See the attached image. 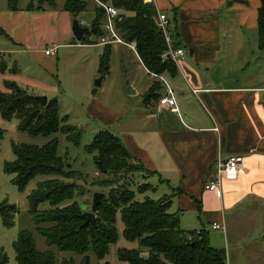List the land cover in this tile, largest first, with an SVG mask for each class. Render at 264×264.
Wrapping results in <instances>:
<instances>
[{"label":"crops","instance_id":"0c3cea01","mask_svg":"<svg viewBox=\"0 0 264 264\" xmlns=\"http://www.w3.org/2000/svg\"><path fill=\"white\" fill-rule=\"evenodd\" d=\"M30 3L11 10L6 0L0 8V38L5 40L0 65H7L0 71L1 92H8L4 82L11 81L33 96L54 100L58 87L42 80L54 72L56 49L48 45L124 46L67 42L74 39V17L64 10V2L60 9L56 2L44 11L29 9ZM153 6L167 16L176 49L183 50L178 73L155 76L138 58L147 82L140 88L131 84L142 104L134 119L124 121L125 109L112 112L96 100L94 106L113 122H125L117 138L157 181L153 191L163 188L160 198L170 199L169 213L178 214L181 230L206 231L210 247L225 252L226 264H264V59L256 31L260 0H154ZM13 66L15 74L8 71ZM27 69L39 71L41 78ZM168 88L184 123L158 104ZM149 94L156 98H147ZM7 122L0 116V129L16 132L17 124ZM230 156L243 159L236 178L223 180L219 192L205 191L216 160ZM213 224L220 229L213 230ZM133 244L129 250L138 248Z\"/></svg>","mask_w":264,"mask_h":264},{"label":"trees","instance_id":"16d2710c","mask_svg":"<svg viewBox=\"0 0 264 264\" xmlns=\"http://www.w3.org/2000/svg\"><path fill=\"white\" fill-rule=\"evenodd\" d=\"M7 1L9 8L16 10L18 0ZM56 1H31L29 9L44 11L45 5L55 8ZM99 1L119 10L114 28L123 42L135 44V52L150 74L161 77L178 73L177 66L170 59L161 58L168 47L155 24L153 4L143 0ZM63 8L77 18L86 11L87 4L84 0H66ZM93 14L85 27L88 32L82 41L91 45L99 43L105 36L102 28L105 22L103 9L97 7ZM256 31L258 50L264 52V0H260L257 11ZM89 35L94 40L87 41ZM170 37L172 47L176 49L173 28ZM109 55L110 47H107L99 60L101 75L108 72ZM6 70L7 65L1 64L0 71ZM8 71L15 74L17 69L13 66ZM4 87L8 92L0 91L1 118L16 121V131L20 134L46 140L40 145L12 142L14 160L4 164V173L13 176L12 184L20 192L36 177H50L38 182L27 197L34 233L44 241L45 250L37 248L32 232L21 231L12 245L16 264H91L90 255L95 257L98 264H110L105 258L109 254V247L118 241V220L123 226V239L138 246L131 250L118 248L116 257L122 264H226L225 252L210 247L206 231L187 232L180 229L178 214L169 213V198H138L154 188L150 184L135 183L134 176L140 173L145 178L150 173L128 153L117 136L107 131L98 132L85 147L88 154H93L99 177L93 185L102 188L105 194L96 209L95 224L81 227V216L85 212L78 199L83 195V189L75 181L82 179V173L67 169L57 155V133L61 132L68 141L78 144V138L73 136L74 128L66 124L68 117H59L55 99L42 107L35 96L15 82L5 81ZM146 97L156 98L153 94ZM2 135L0 129V138ZM42 204H47L49 208L39 211ZM16 215L14 205L0 204V221L5 228L13 227ZM142 252L147 253L146 258L141 256ZM60 254H72L80 260L59 258ZM0 264H8V258L1 248Z\"/></svg>","mask_w":264,"mask_h":264},{"label":"rangeland","instance_id":"374dc122","mask_svg":"<svg viewBox=\"0 0 264 264\" xmlns=\"http://www.w3.org/2000/svg\"><path fill=\"white\" fill-rule=\"evenodd\" d=\"M30 1L35 2V0H19L18 6H26ZM84 1L87 4L86 11L79 14L77 20L85 28L87 25H84V23H90L94 16L93 11L98 6L92 0ZM56 2L57 9H60L62 3H65L66 0H57ZM4 5H6V0H0V8ZM34 5L36 6V4ZM247 34L248 36L251 35L249 31H247ZM88 40H94V37L89 35L87 37ZM4 42L5 40L0 38V46ZM67 42L83 43L76 42L74 39ZM52 47L56 49V54L53 56L54 72L52 77L46 76L47 78L43 77L42 80L58 87V92L53 98L57 100L59 117H68L66 124L74 128L73 136L78 138V144L76 145L73 141H68L61 132L57 133L55 135L58 141L57 155L62 158L63 164H66L67 169L82 173V179L75 181L83 189V195L79 197L78 203L84 212H89L93 193L105 194V191L103 192L101 191L103 190L102 188L93 185L99 177H97L98 174L94 166L93 154H88L85 147L92 142L94 136L100 131H107L118 136L125 127L124 121L128 123V121L134 119L135 113L142 108V104L140 96L138 94H129L128 89L132 88V85L136 88L145 85L147 82L146 74L136 54L131 52L129 47L125 45H117L110 48L108 72L103 75L99 72V60L104 52L103 47L94 46L71 49L64 45H48V48ZM261 55L264 59V52ZM27 72L30 75H37L41 78L39 71L35 72L27 69ZM98 80L101 81L100 86H95V82ZM29 94L32 95V93ZM95 100L112 112L125 109L127 112L126 119L123 122H121V119L113 122L112 118L106 115L107 113L104 114L102 110L94 106ZM3 123L6 125L8 122L3 120ZM14 123L17 124L16 121H12V124ZM2 131L3 135L0 138V204L14 205L17 209V215L11 228H5L0 221V248L7 256L8 264H16L12 245L21 231L32 232L37 248L45 250L44 241L34 233V223L32 216L29 214L27 197L36 188L38 182L47 180L50 177L38 176L29 182L23 192L18 191L12 184L13 176L6 175L3 170L6 162L14 160L12 142L40 145L46 140L31 138L17 131ZM133 180L135 183H146L154 187L157 185V181H154L152 176L143 178L140 173L135 174ZM161 189L163 188H159V191L156 190V192H147L146 195L150 199L157 200L162 196L160 195ZM46 208H49L48 205L42 204L38 210H47ZM122 229L123 226L118 220V241L109 247V254L105 258V261L111 264H120L116 259V250L118 248H134L133 243L123 239ZM58 257H72L76 262L80 260L79 257L72 254H60ZM90 259L91 264H98L93 255H90Z\"/></svg>","mask_w":264,"mask_h":264},{"label":"built area","instance_id":"2783aa9c","mask_svg":"<svg viewBox=\"0 0 264 264\" xmlns=\"http://www.w3.org/2000/svg\"><path fill=\"white\" fill-rule=\"evenodd\" d=\"M98 7L103 9L105 14V22L102 25L105 36L99 40L100 44L107 45L111 43L124 44L135 51V44H127L122 41V39L117 34L114 24L116 18L119 16L120 12L113 6L100 2L99 0H93ZM145 3L153 4L154 0H143ZM155 24L158 30L162 33L165 43L168 47V51L164 53L162 59H170L179 69V60L183 57L184 53L181 49H173L171 43V23L167 16L161 12H156ZM52 50H46L45 54L51 53ZM169 56V57H168ZM160 77V76H159ZM164 81L162 78H160ZM160 106L168 107L173 113H175L182 123H184L183 118L177 108L176 99L172 91L168 88L167 95L160 98L158 101ZM243 159L240 156H230L227 159L218 158L215 163V168L211 172L207 182L204 185V190L208 192H219L221 183L223 180H234L241 168ZM213 230H218L220 227L216 224L212 225Z\"/></svg>","mask_w":264,"mask_h":264},{"label":"water","instance_id":"95a60500","mask_svg":"<svg viewBox=\"0 0 264 264\" xmlns=\"http://www.w3.org/2000/svg\"><path fill=\"white\" fill-rule=\"evenodd\" d=\"M88 32L87 28L82 27L81 23L74 18L72 27H71V33L73 38L77 42H81L84 38V35ZM169 57V56H168ZM101 81L98 80L95 82V86H100ZM129 94H134V91H132L130 88L128 89ZM35 99L40 103L42 107L46 106L47 104V98L45 96H35ZM104 194L95 192L92 195V202H91V207L89 212H85L82 214L81 218L83 220V223L81 227H85L88 224L94 225L95 224V212L100 204L101 199L103 198Z\"/></svg>","mask_w":264,"mask_h":264}]
</instances>
